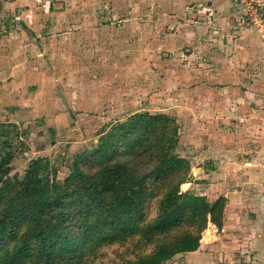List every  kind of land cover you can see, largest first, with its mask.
Segmentation results:
<instances>
[{
	"label": "rangeland",
	"instance_id": "obj_1",
	"mask_svg": "<svg viewBox=\"0 0 264 264\" xmlns=\"http://www.w3.org/2000/svg\"><path fill=\"white\" fill-rule=\"evenodd\" d=\"M236 93L240 106L264 112V0H0V160L10 157L5 175L21 180L33 160L47 159L41 175L70 191L65 213L88 204L79 169L92 176L120 164L141 175L154 164L162 127L123 151L93 155L135 113L176 120V153L190 165L179 191L203 195L200 114ZM167 188L170 182L150 181L140 220L60 264H121L151 254L174 231H144ZM222 189L206 197L215 202ZM224 198L221 227L209 215L194 248L161 264H264V211L254 212L246 198ZM44 261L36 249L23 264Z\"/></svg>",
	"mask_w": 264,
	"mask_h": 264
},
{
	"label": "trees",
	"instance_id": "obj_2",
	"mask_svg": "<svg viewBox=\"0 0 264 264\" xmlns=\"http://www.w3.org/2000/svg\"><path fill=\"white\" fill-rule=\"evenodd\" d=\"M161 127L164 131L156 136V147L151 154L154 164L147 165L141 175L120 164L111 168L107 165L104 171L92 176L79 169L77 175L82 179V197L88 204L70 214L61 210L71 205L65 201L70 194L68 188L50 183L41 175L48 166L47 159L33 160L26 176L19 180L5 175L4 165L10 157L1 158L0 263L23 264L39 249L45 256L44 264H60L67 257L109 243L113 235H120L125 225L133 224L143 216L150 181L170 182V189H166L156 218L144 231L165 234L174 230L173 235L166 234L164 239L158 240L151 254L121 264H161L184 249H193L191 242L206 228L209 215L211 221L221 227L224 197L210 202L206 196L179 191L190 165L176 153L178 129L175 119L147 112L135 113L113 126L93 155L104 157L123 151L131 140L135 145L136 139ZM55 210L56 216H53ZM44 215H50L51 219L45 220ZM23 219L32 222L31 226L17 232L14 226ZM68 229L69 235L66 233ZM209 233L207 231L206 235ZM53 257L57 259L49 260Z\"/></svg>",
	"mask_w": 264,
	"mask_h": 264
},
{
	"label": "crops",
	"instance_id": "obj_3",
	"mask_svg": "<svg viewBox=\"0 0 264 264\" xmlns=\"http://www.w3.org/2000/svg\"><path fill=\"white\" fill-rule=\"evenodd\" d=\"M223 97L217 98L214 106L209 102L210 108L200 114L203 126L199 160L203 162L201 169L206 179L203 195L210 196L223 188L214 197L222 195L228 204L232 198H246L254 212L261 213L264 211V112L252 113L250 107L240 106L237 93Z\"/></svg>",
	"mask_w": 264,
	"mask_h": 264
}]
</instances>
